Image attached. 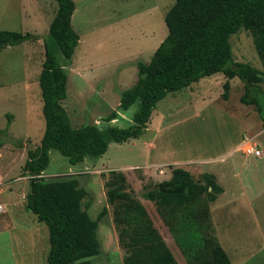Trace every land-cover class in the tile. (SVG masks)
<instances>
[{"label": "rangeland", "instance_id": "obj_1", "mask_svg": "<svg viewBox=\"0 0 264 264\" xmlns=\"http://www.w3.org/2000/svg\"><path fill=\"white\" fill-rule=\"evenodd\" d=\"M173 1L72 0L70 24L78 43L69 60L57 56L66 73L61 107L71 128H127L131 124L138 104L121 111L117 108L119 95L135 84L136 64L147 63L164 39L163 17ZM54 9V0H0V30L33 37L30 42L0 50V203L4 205L0 212V264H46L47 227L25 209L29 177L22 166L26 150L39 146L44 129L37 81L43 61L42 38ZM228 42L234 62L262 70L247 31L239 28ZM223 82L222 74L216 73L167 93L154 104L137 139L109 143L95 160L86 158L71 166L57 151H48V163L41 174L45 182L75 179L91 197L86 211L90 220L106 208L96 229L100 253L88 259L91 264H122L124 250L118 245L112 221L115 204H107L105 199L108 183L119 186L114 177L118 174L124 179L123 190L131 193L153 228L168 240L177 264L185 263L167 239L163 212L141 198L143 187L154 184V180L149 184L142 180L144 175L172 168L189 171L197 182H202L203 173L222 175L215 177L226 189L219 203L225 205L229 198L237 202L232 211L229 204L224 210L226 228L219 240L225 253L231 264H264V157L256 162L240 152L226 156L251 136L250 146H258L264 156V123L253 105L239 102L242 83L237 78L229 80L227 99L223 100ZM259 86L264 95V83ZM261 103L264 105V97ZM112 111L115 118L105 122ZM162 178L160 174L158 180ZM243 193L254 202L256 223L239 204Z\"/></svg>", "mask_w": 264, "mask_h": 264}, {"label": "trees", "instance_id": "obj_2", "mask_svg": "<svg viewBox=\"0 0 264 264\" xmlns=\"http://www.w3.org/2000/svg\"><path fill=\"white\" fill-rule=\"evenodd\" d=\"M54 3L53 18L42 38L43 61L37 81L44 129L39 146L26 150L22 166L29 177L25 209L47 227L46 264H91L88 259L100 253L96 229L106 208L90 220L86 211L91 197L75 179L45 182L40 175L48 163V151H57L71 166L86 158L95 160L105 153L109 143L137 139L154 104L167 93L216 73L224 78L221 98L227 99L228 81L237 78L243 85L239 102L253 105L264 123V95L259 86L264 83V0H174L163 17L164 39L147 63L136 64L135 84L119 95L117 108L121 111L138 104L131 124L104 129L94 125L71 128L61 107L66 73L57 56L69 60L78 36L70 24L72 0ZM239 28L249 33L261 71L232 60L228 38ZM32 38L29 33L0 30V50ZM115 116L112 111L104 121L110 122ZM6 118L10 121L11 117ZM114 177L119 186L108 183L105 199L107 204H115L112 221L118 245L124 250L122 264H177L168 240L153 228L140 203L123 190L122 174ZM201 178L202 182H197L189 172L172 168L167 180L143 187L141 198L163 212L166 238L172 241L184 264H231L208 225V204L221 188L212 175L202 174Z\"/></svg>", "mask_w": 264, "mask_h": 264}, {"label": "crops", "instance_id": "obj_3", "mask_svg": "<svg viewBox=\"0 0 264 264\" xmlns=\"http://www.w3.org/2000/svg\"><path fill=\"white\" fill-rule=\"evenodd\" d=\"M253 137L251 136L250 138L249 137H245L243 140H241V142H240V144L237 146V147H235L234 149H232L226 156H228V155H231L233 152H240V153H242V157H245V156H251V157H253V158H256V159H254L256 162L258 161V160H260L262 157H264L263 156V154L261 153L262 152V149H259L258 148V146H257V148L253 145V144H251V146H253L254 147V149H256V150H258L259 151V156L258 157H255V156H253V155H251V154H247L246 153V150L247 149H249L250 148V143H251V141L253 140L252 139ZM244 148V150L242 151L241 149H243ZM225 156V157H226ZM225 157H222V158H220L219 160H222L223 158H225ZM235 160V163L237 162V163H239V161H236V159H233V161ZM160 163H162V162H160ZM165 162H163L162 164H164ZM162 164H159V166H161L162 167ZM78 165V164H77ZM157 165V164H156ZM241 165V164H240ZM158 166V165H157ZM189 172V171H188ZM190 173V172H189ZM216 174H217V176H215L214 175V173H212V172H209V175H212L213 177H214V179H215V182L217 183V185L221 188V193L220 194H218L217 196H216V198H215V200L213 201V202H211V203H209L208 204V225L210 226V231H211V234L213 235V237L216 239V241H217V243L219 244V246L222 248V250L225 252V249H224V247H223V245H222V243L220 242V240H219V237L220 236H223V235H221V230L223 229V228H226V225L224 224V221H222L223 220V218H224V216H225V214H224V210H225V208L227 207V206H229L230 205V207H231V211L233 210L232 209V206L233 205H235V203H237L235 200H232V199H230L229 198V201H228V203H226L225 205H223L222 203H219V200H220V198H222V196H224V194L226 193V189L221 185V183L220 182H218V180L217 179H219V175L220 176H222L219 172H215ZM160 174H162V176H163V178L162 179H160V180H158V178H159V175ZM202 174V173H201ZM203 174H208V173H203ZM190 175L192 176V178H194L195 176H193L191 173H190ZM41 176V175H40ZM169 176H170V172L169 171H165L164 173H163V171H156V170H154L153 171V173L151 174H147V175H144V177H143V179L142 180H144L145 182H148V184H149V180L150 181H153V183L154 184H156V183H159V182H161V181H163V180H167L168 178H169ZM217 179H216V178ZM142 178V177H141ZM150 178H152V179H150ZM240 184H241V186H242V189L244 188V186H243V184L241 183V182H239ZM153 184V185H154ZM245 193H243V194H240V197H241V199L242 200H240L239 201V204H241L242 206H243V209H245V213L247 212L249 215H250V217L253 219V221H254V223H256V214H255V211L253 210V204H254V202H253V200L251 199V198H248L246 195H244ZM229 204V205H228ZM256 204V203H255ZM0 206L1 207H3L4 208V205L3 204H1L0 203ZM27 211V210H26ZM35 217V216H34ZM262 245H264V242H263V244ZM259 249H261V248H259ZM226 254V253H225ZM226 256H227V254H226ZM227 258H228V256H227ZM229 259V258H228ZM229 262H230V260H229ZM231 263V262H230ZM236 264H241V263H236Z\"/></svg>", "mask_w": 264, "mask_h": 264}, {"label": "built area", "instance_id": "obj_4", "mask_svg": "<svg viewBox=\"0 0 264 264\" xmlns=\"http://www.w3.org/2000/svg\"><path fill=\"white\" fill-rule=\"evenodd\" d=\"M246 153L247 154H251V155H253V156H255V157H258L259 156V151L258 150H256V149H254V147L252 146H250V148L249 149H247L246 150ZM3 186V183H2V181L0 180V188ZM2 207L0 206V212H1V209Z\"/></svg>", "mask_w": 264, "mask_h": 264}]
</instances>
